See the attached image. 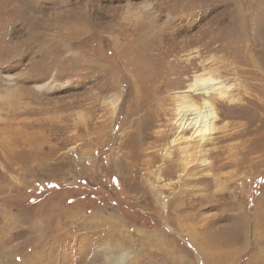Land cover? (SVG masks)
Segmentation results:
<instances>
[{
	"label": "rangeland",
	"instance_id": "obj_1",
	"mask_svg": "<svg viewBox=\"0 0 264 264\" xmlns=\"http://www.w3.org/2000/svg\"><path fill=\"white\" fill-rule=\"evenodd\" d=\"M0 264H264V0H0Z\"/></svg>",
	"mask_w": 264,
	"mask_h": 264
},
{
	"label": "bare ground",
	"instance_id": "obj_2",
	"mask_svg": "<svg viewBox=\"0 0 264 264\" xmlns=\"http://www.w3.org/2000/svg\"><path fill=\"white\" fill-rule=\"evenodd\" d=\"M212 88V86L210 85ZM192 92L207 93L210 88L205 86H197L196 88L190 89ZM181 114L179 119V126L181 130L186 129L190 125H194V131L190 137L196 134H203L205 132L212 131V121L215 118L214 109L207 99H203L202 108L195 104H185L179 108Z\"/></svg>",
	"mask_w": 264,
	"mask_h": 264
}]
</instances>
